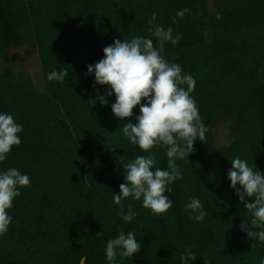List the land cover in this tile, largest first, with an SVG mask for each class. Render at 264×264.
Masks as SVG:
<instances>
[{"label":"trees","instance_id":"trees-1","mask_svg":"<svg viewBox=\"0 0 264 264\" xmlns=\"http://www.w3.org/2000/svg\"><path fill=\"white\" fill-rule=\"evenodd\" d=\"M211 3L0 0V61L10 65L11 50L33 44L42 76V85L32 87L20 73L14 76L7 67L0 72V112L23 125L21 143L0 170L15 167L30 177L8 210L12 222L0 236V264H105V244L121 229L133 231L142 249L117 257V264H179L185 247L195 254L192 264L264 260V242L251 241L241 228L250 225L251 213L227 179L234 157L264 173V0ZM180 9L189 10L183 18L176 17ZM153 12L154 23L182 34L162 55L195 79L191 95L207 131L188 160L177 161L182 178L165 193L173 206L154 215L129 197L123 211L131 205L136 216L125 224L112 193L124 183L122 162L147 154L121 131L124 122L135 123L139 106L119 121L110 109L114 96L85 73L115 39L149 36ZM53 70L68 75L63 82L47 81ZM222 123H228L229 136L216 146L212 132ZM151 151L155 166L166 168L164 151ZM190 197L208 213L201 222L185 210Z\"/></svg>","mask_w":264,"mask_h":264},{"label":"clouds","instance_id":"clouds-1","mask_svg":"<svg viewBox=\"0 0 264 264\" xmlns=\"http://www.w3.org/2000/svg\"><path fill=\"white\" fill-rule=\"evenodd\" d=\"M188 11L177 10L176 17L183 18ZM156 17L157 13L153 12L148 21L149 36L115 39L103 49V58L88 65L85 73L94 76L95 85L104 86L107 96H114L110 109L119 121L132 117L133 109L139 106L135 123L124 122L121 131L130 144L147 154L122 162L124 183L119 185L118 194L112 193L113 203L121 209L118 215L125 224L132 223L136 216L131 205L127 212L123 211L122 201L129 197L140 201L141 206L154 215L166 213L173 206L165 193L171 192L170 185L182 178L177 161L187 159L194 150V142L202 141L207 131L191 95L195 79L190 74H182L178 63H169L162 55L166 45L175 47L181 41L182 34L173 35V27L154 23ZM67 75L66 71L53 70L46 80L63 82ZM38 91L43 93L45 88L40 87ZM98 99L101 105H107L105 96ZM22 131L23 125L17 123L12 114L0 112V162L21 143ZM154 147L164 151L166 168L155 166L156 156L151 151ZM230 165L229 187L252 217L250 225L242 223L241 228L251 241L264 242V173L253 170L239 157H234ZM29 184L30 177L15 167L0 170V236L7 233L12 222L8 210L13 200ZM184 207L197 222L208 215L196 197H190ZM141 249L135 233L121 229L105 244V264H117V257L131 258ZM194 260L195 254L185 247L179 255V264H192ZM260 264H264V260Z\"/></svg>","mask_w":264,"mask_h":264},{"label":"rangeland","instance_id":"rangeland-1","mask_svg":"<svg viewBox=\"0 0 264 264\" xmlns=\"http://www.w3.org/2000/svg\"><path fill=\"white\" fill-rule=\"evenodd\" d=\"M208 6H212L211 0H208ZM11 56L13 62L10 65L5 66L0 61V72L7 67L14 76L16 73H20V77L26 81L28 85L32 87L42 85V76L36 49L33 44L11 50ZM229 131L228 123H222L215 127L212 132L214 144L216 146L224 145L227 142Z\"/></svg>","mask_w":264,"mask_h":264}]
</instances>
